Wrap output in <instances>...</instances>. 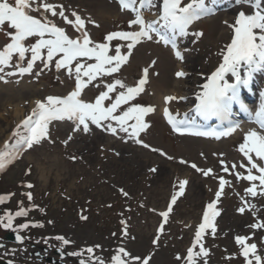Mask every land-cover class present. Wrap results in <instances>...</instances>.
<instances>
[{"label": "rangeland", "instance_id": "rangeland-1", "mask_svg": "<svg viewBox=\"0 0 264 264\" xmlns=\"http://www.w3.org/2000/svg\"><path fill=\"white\" fill-rule=\"evenodd\" d=\"M155 1L160 6L161 0ZM234 1L233 8L211 14L210 20L196 25L184 38L190 48L184 62L189 77L187 81L176 84L177 88L173 86L177 80V63L169 52L149 42L136 45L128 62L112 77V80L121 79L134 86L142 78L143 70L148 69L149 81L144 91L130 104L154 105L158 110L154 117H143L148 127L138 137L131 138L123 132L113 135L96 126L89 132H74V124L53 120L46 139L31 148L21 146L19 155L0 170V197L4 198L2 203L11 211L16 212L20 208L29 213L35 210L29 214L36 217L27 219H42L44 223L31 230V239H26L23 234L24 244L8 243L0 248V258L10 260L11 264H49L44 258L35 256L39 246H46L69 251L74 260L66 261L67 264H77V261L81 264H114L112 258L119 249L130 254L122 256L128 264H142L144 259L148 264H247L248 260L256 264L255 256L261 257V264H264V227H252L264 224L263 212L259 209L263 207L260 201L262 194L258 195V192L253 200L249 198L254 203L255 208L250 207L253 211L229 194H221L217 200L218 190L211 185L213 182L198 176L195 168L187 166L193 164H186L206 165L204 161L207 158L206 168L219 169L217 166L221 160L228 161L233 157L229 149H225L228 142L213 144L172 135L158 106L166 104L165 98L171 97L172 92L182 95L191 92L192 100H197L203 85L217 69L220 49L234 34L230 26L235 24L241 11L251 14L252 0ZM44 2L62 6L70 20L74 19L71 12L78 10V16L83 20L86 18L85 28L99 37L120 26L111 17L119 14L112 0ZM210 3L214 8L216 0H210ZM42 13L41 9L40 12H31V15L39 18ZM47 19L59 27H68L60 16L48 13ZM195 33L202 35L196 36ZM7 37L4 31H0V50L9 42ZM126 52L127 48L124 49ZM30 56L26 53L24 61L13 56L11 66L0 72V77H3L0 79V151L5 149V145L8 151L16 148L14 132L25 134L20 125L22 118L19 120L16 115L17 108L24 111V117L30 115L36 101L64 94L71 90L74 82L62 69L58 71L55 68L54 61L45 68L37 60L30 73L20 74L16 63L26 67ZM164 71L169 74L165 83L162 82ZM9 72L14 74L8 75ZM101 80L94 81L92 85ZM176 104L174 102L178 107ZM137 138L152 147L145 148L143 144L136 143ZM140 150L148 155L139 157ZM12 163L15 165L7 169ZM183 181L187 183L181 193L180 183ZM173 196H176L174 204ZM213 201H216L213 211L218 215L211 218L210 225L196 242V232L203 223L207 205ZM241 207L245 208L243 213L239 212ZM164 212H168L167 218L161 215ZM42 214L46 217H41ZM1 229L0 225V240ZM57 237H63L69 243L65 244ZM237 237H246V245H256L255 253L249 252L247 259L236 242ZM201 246L204 252L200 251ZM190 248L193 251L191 261L188 260Z\"/></svg>", "mask_w": 264, "mask_h": 264}, {"label": "snow or ice", "instance_id": "snow-or-ice-1", "mask_svg": "<svg viewBox=\"0 0 264 264\" xmlns=\"http://www.w3.org/2000/svg\"><path fill=\"white\" fill-rule=\"evenodd\" d=\"M260 3L261 0H254L256 10L252 14L241 11L235 24L230 26L233 28L234 36L223 54V62L211 75L208 83L203 85V91L197 96L198 103L195 106V116L202 122H206L213 117L230 116L233 104H239L242 110H247L240 100V88L249 86L252 72L264 70V9H261ZM119 4L121 10H129L134 13V18L129 21V28L135 27L138 30L111 32L105 37L106 42L96 43L85 30V21L76 13H72L75 19L70 20L65 16L62 6L47 3L44 0H40L39 3H37V0H14V2L0 0V31H4L10 40L0 50V72H3L6 66H11L13 56L18 57V61H24L26 53H30L31 56L26 67L21 66L19 62L15 65L20 74L30 73L37 60H40L45 68L49 67L54 61L55 68L58 71L63 68L67 75L70 78L74 77L75 80L74 89L66 96H48L44 101H36V107L32 110V113L21 122L25 135L17 140L16 148L8 151V146L5 145V149L0 151V170H3L7 163L19 155L22 150L21 146L31 148L46 139L49 124L53 120L72 121L74 132L80 130L88 132L89 123H91L98 128L103 127L113 135L123 132L131 138L138 137V134L148 127V124L143 121V117L145 114L154 111V109L150 106L130 104L144 91L148 79L147 68L143 70L142 78L134 86H129L121 79L116 78L111 82L103 83V90L95 97L94 102L83 100L81 98L82 93L99 78L118 73L121 67L128 62L133 48L142 40H153L154 35L165 45L170 44L175 50L176 57L182 59L180 52L176 50V38L186 36L189 26L207 13L208 9L205 0H191L186 5L183 4V0H162V12L158 14L156 19L146 21L143 10L153 7V0H119ZM57 7H60V11H57ZM41 9L43 13L39 18L31 15V12H40ZM48 13H51L52 16H60L66 24L71 25L79 32V36L70 37L64 28L47 19ZM194 35L201 36L202 33H195ZM32 38H35L34 42L26 43ZM114 39L127 43L115 46L114 54H109L113 52L110 42ZM122 47L127 48L126 53L121 52ZM88 61L92 62L88 63ZM241 66H246L248 69L246 78H242L240 75L239 69ZM228 73L235 77V83H229L225 79ZM7 74L13 75L14 73L9 72ZM184 75L183 72L176 73L178 78ZM2 78L0 77V79ZM93 86L99 87L100 84L97 83ZM113 93H115L114 96ZM261 96L264 97V93H261ZM173 99L175 98L166 97L165 103H169ZM105 101L110 103L106 105ZM123 105H128V107L122 108ZM164 114L173 129L181 133L191 132L193 135H211L216 138L228 134L227 132L200 131L198 129L202 125H197L194 119L189 120L186 117L177 121L173 119L167 109H165ZM257 117L261 128H264V104L261 106V111L257 113ZM130 121L133 123H130ZM13 135L15 136L17 133L14 132ZM71 138V136L68 137L69 140ZM135 142L143 144L138 138ZM66 143L67 141H65ZM143 146L145 148L149 147L147 144H143ZM153 150L155 151V149ZM240 151L247 158L250 168L247 176L236 173L237 179L249 181L259 179L260 184L264 186V165L255 162L253 156L250 155V153H255V157L259 161H264V135H260L255 131L248 133L245 143L240 147ZM161 154L163 155V153ZM191 167L198 172L203 171L205 176L211 173V169L201 170L195 164ZM236 167L237 165H232V169ZM241 167H244V165H241ZM252 169H256L260 175H251ZM152 171H155V169H152ZM224 171H229L227 166L224 167ZM186 183V181L180 183L181 193ZM228 183V181L220 178V190L216 192L217 200H219L225 185ZM28 187H31V185H28ZM246 192L252 195L256 194L252 187L246 189ZM124 195H127V193H124ZM3 199V197H0V202ZM29 200H31V194H29ZM175 201L176 196H173L172 204ZM215 203L216 201H213L207 205L203 223L196 232V242L200 240L205 228L210 225L211 218L218 215L217 212L213 211ZM169 211H171V204L169 205ZM244 211V207L239 209L240 213ZM24 214L26 213L23 210L16 213L18 216ZM161 215L167 218L168 212L161 213ZM10 220L9 217V223ZM23 227H27V225H23ZM252 227H264V224L252 225ZM213 232H215L214 228ZM18 239L20 238L18 237ZM57 239L63 240L65 244L69 243L63 237H57ZM246 239V237H237L236 242L242 247V254L247 259L249 252L255 253L256 245H246ZM88 251L91 252L92 250L88 249ZM200 251L204 252L202 246ZM204 254L206 255V253ZM129 255L124 249H119L118 254L112 258L114 264H128V261L122 259V256L128 257ZM133 259L139 260L140 258L134 257ZM192 259L193 251L190 248L188 250V260L191 261ZM255 260L256 264H261V257L255 256ZM142 264H148V260L144 259ZM247 264H252V261L248 260Z\"/></svg>", "mask_w": 264, "mask_h": 264}, {"label": "bare ground", "instance_id": "bare-ground-1", "mask_svg": "<svg viewBox=\"0 0 264 264\" xmlns=\"http://www.w3.org/2000/svg\"><path fill=\"white\" fill-rule=\"evenodd\" d=\"M168 75H169L168 72H167V71H164V75H163V76H164L165 79L163 78V79H162V82L165 83V81H166L167 78H168ZM167 82H169V80H168ZM176 84L178 85V82H177V81H175V84H174L173 86L176 87V86H177ZM169 86H170V85H169ZM176 88H177V87H176ZM20 94H21V93H19L18 95H20ZM23 112H24V111L21 110V109H19V108L16 109V115L18 116V119H19V120H20L21 118L23 119V115H24V114H22ZM22 119H21V120H22ZM19 120H18V121H19ZM209 144H210V143H209ZM140 153H141V154L138 155L139 157H141V156L144 157V156H147V155H148V154L146 155V154L144 153V151H142V150H140ZM195 187L198 188V185L195 184ZM197 191H198V190H197Z\"/></svg>", "mask_w": 264, "mask_h": 264}, {"label": "water", "instance_id": "water-1", "mask_svg": "<svg viewBox=\"0 0 264 264\" xmlns=\"http://www.w3.org/2000/svg\"><path fill=\"white\" fill-rule=\"evenodd\" d=\"M7 238L10 240H14V236H12V235H8Z\"/></svg>", "mask_w": 264, "mask_h": 264}]
</instances>
